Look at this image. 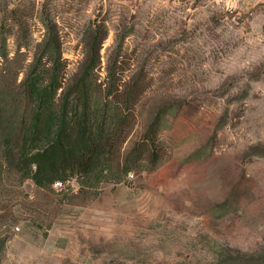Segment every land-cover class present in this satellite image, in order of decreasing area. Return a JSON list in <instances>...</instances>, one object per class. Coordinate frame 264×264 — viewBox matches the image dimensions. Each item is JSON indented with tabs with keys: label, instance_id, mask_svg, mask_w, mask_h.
Returning a JSON list of instances; mask_svg holds the SVG:
<instances>
[{
	"label": "rangeland",
	"instance_id": "1",
	"mask_svg": "<svg viewBox=\"0 0 264 264\" xmlns=\"http://www.w3.org/2000/svg\"><path fill=\"white\" fill-rule=\"evenodd\" d=\"M51 47L69 85L95 64L96 100L108 73L144 83L121 151L163 113L156 169L16 171L18 87ZM0 264H264V0H0Z\"/></svg>",
	"mask_w": 264,
	"mask_h": 264
},
{
	"label": "trees",
	"instance_id": "2",
	"mask_svg": "<svg viewBox=\"0 0 264 264\" xmlns=\"http://www.w3.org/2000/svg\"><path fill=\"white\" fill-rule=\"evenodd\" d=\"M47 53L56 57L53 64L45 69L36 63L18 87H23L27 103L21 125L14 129L19 140L16 171L37 186L49 187L72 178L120 181L144 163L156 169L165 156L156 139L163 113H157L126 154L121 151L134 126L132 109L145 91L144 83H121L108 73L104 96L96 100L103 91L93 87L95 64L90 62L69 85L58 49L47 48Z\"/></svg>",
	"mask_w": 264,
	"mask_h": 264
},
{
	"label": "built area",
	"instance_id": "3",
	"mask_svg": "<svg viewBox=\"0 0 264 264\" xmlns=\"http://www.w3.org/2000/svg\"><path fill=\"white\" fill-rule=\"evenodd\" d=\"M56 185H60V183H55Z\"/></svg>",
	"mask_w": 264,
	"mask_h": 264
}]
</instances>
